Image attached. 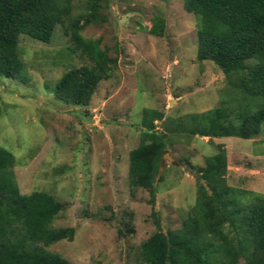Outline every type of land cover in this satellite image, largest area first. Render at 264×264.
<instances>
[{"label": "rangeland", "instance_id": "374dc122", "mask_svg": "<svg viewBox=\"0 0 264 264\" xmlns=\"http://www.w3.org/2000/svg\"><path fill=\"white\" fill-rule=\"evenodd\" d=\"M99 2V16L81 33L116 61L112 75L101 79L88 105L67 103L57 98L56 82L91 59L70 52L61 23L50 42L20 34L29 80L0 74V145L15 155L22 193L43 190L65 205L54 226L73 227L75 236L51 251L75 264H138L142 242L158 231L156 220L164 232L180 228L199 185L211 191L201 175L209 157L225 154L222 177L237 205L264 194V123L250 138H211L194 135L187 117L246 102L257 108L260 100L246 98L236 81L257 60L226 72L199 59L197 18L185 0ZM86 4L75 0L74 18ZM156 17L166 21L163 35L151 32ZM149 110L169 142L153 202L148 188L130 184V151L141 143ZM224 229L236 235L227 223Z\"/></svg>", "mask_w": 264, "mask_h": 264}, {"label": "trees", "instance_id": "16d2710c", "mask_svg": "<svg viewBox=\"0 0 264 264\" xmlns=\"http://www.w3.org/2000/svg\"><path fill=\"white\" fill-rule=\"evenodd\" d=\"M99 1L87 0L85 12L74 18L75 0H0V74L28 82L20 34L50 42L61 23L70 52L90 58L92 64L67 70L54 91L67 103L88 105L101 79L110 77L116 65L98 39L81 33L99 16ZM185 7L197 18L199 59L213 60L226 72L257 60L236 81L246 98L260 100L257 108L246 102L233 110L219 106L188 115L189 130L211 138L257 135L264 123V0H185ZM165 25L164 18L156 17L151 32L163 35ZM150 113L157 112L145 111L141 143L130 151V184L148 188L153 202L169 142L154 118L149 120ZM14 165L15 155L0 145V264H75L49 249L75 236L73 227L54 226L64 203L43 190L22 193ZM226 167L225 154L207 159L201 175L211 191L199 185L196 204L180 228L164 232L156 220L158 231L142 242L138 264H239L240 258L264 264V194H256L248 206L237 205L236 193L222 177ZM226 223L236 235L225 232Z\"/></svg>", "mask_w": 264, "mask_h": 264}, {"label": "water", "instance_id": "95a60500", "mask_svg": "<svg viewBox=\"0 0 264 264\" xmlns=\"http://www.w3.org/2000/svg\"><path fill=\"white\" fill-rule=\"evenodd\" d=\"M165 154H166V152H165Z\"/></svg>", "mask_w": 264, "mask_h": 264}]
</instances>
